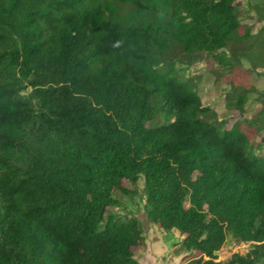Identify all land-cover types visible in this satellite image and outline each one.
Wrapping results in <instances>:
<instances>
[{
  "label": "trees",
  "instance_id": "16d2710c",
  "mask_svg": "<svg viewBox=\"0 0 264 264\" xmlns=\"http://www.w3.org/2000/svg\"><path fill=\"white\" fill-rule=\"evenodd\" d=\"M250 9L257 31L240 0H0V264H140L142 222L109 212L140 179L181 264L264 261V155L241 127L264 143V91L226 82L241 117L220 119L182 73L262 74ZM229 236L251 248L219 261Z\"/></svg>",
  "mask_w": 264,
  "mask_h": 264
},
{
  "label": "rangeland",
  "instance_id": "374dc122",
  "mask_svg": "<svg viewBox=\"0 0 264 264\" xmlns=\"http://www.w3.org/2000/svg\"><path fill=\"white\" fill-rule=\"evenodd\" d=\"M255 3H264V0H240V4L245 8L251 10V5ZM256 10L247 12L246 17L242 21V31L246 25L254 24L255 31L259 30L262 24L257 22ZM214 63L202 62L182 70L186 77H196L199 85V92L202 95L203 102L210 105L217 111L220 119H238L241 117L237 109H231L226 102V94L229 89L226 82H233L235 84L251 85L252 83L258 90L264 91V69H259L262 74L254 73L249 74L244 67H237L232 74L225 76L223 79L217 81L212 76L208 69L212 68ZM250 64L246 62V67L249 69ZM197 77H201L198 79ZM261 107L258 93H252L245 107L244 118H250L256 115L258 109ZM242 129L250 132L254 136V152L259 155H264V143L261 142V135L256 129H251L246 123H242ZM125 186L134 191L133 194L124 193L120 190L115 191L114 196L118 200V205L110 207L109 212L123 215V216H136L144 228V241L135 249V257L139 260L140 264H181L188 260L190 254L183 251L181 242L184 235L180 231L174 229L166 231L159 225L154 224L148 220L147 212L145 209V195L143 193L144 181L140 179L136 185H131L125 182ZM251 244L243 245L233 236L227 238L226 243L218 252V260L226 261L234 254H246L251 248ZM198 256V253L191 254ZM264 264V261L259 263Z\"/></svg>",
  "mask_w": 264,
  "mask_h": 264
},
{
  "label": "built area",
  "instance_id": "2783aa9c",
  "mask_svg": "<svg viewBox=\"0 0 264 264\" xmlns=\"http://www.w3.org/2000/svg\"><path fill=\"white\" fill-rule=\"evenodd\" d=\"M240 243H242L243 245H245V244H250V243H248V242H240Z\"/></svg>",
  "mask_w": 264,
  "mask_h": 264
}]
</instances>
